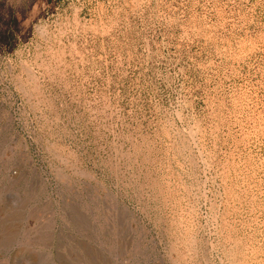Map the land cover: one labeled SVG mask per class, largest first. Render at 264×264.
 Returning a JSON list of instances; mask_svg holds the SVG:
<instances>
[{"label":"rangeland","instance_id":"1","mask_svg":"<svg viewBox=\"0 0 264 264\" xmlns=\"http://www.w3.org/2000/svg\"><path fill=\"white\" fill-rule=\"evenodd\" d=\"M1 220L0 264H264V0H0Z\"/></svg>","mask_w":264,"mask_h":264},{"label":"bare ground","instance_id":"2","mask_svg":"<svg viewBox=\"0 0 264 264\" xmlns=\"http://www.w3.org/2000/svg\"><path fill=\"white\" fill-rule=\"evenodd\" d=\"M3 141V140H2ZM33 190H32V188L31 187H27V188H25L24 189V196H25V198H29V195L31 194V193H34V192H32ZM33 196H34V194H33ZM32 198V197H31ZM26 201V200H25ZM6 203V202H5ZM20 203V202H19ZM12 207V206H11ZM14 210V209H13ZM19 210V209H18ZM22 210V209H21ZM10 211V210H9ZM67 213V212H66ZM83 213V212H82ZM19 212L15 209L14 211H10L9 212V215H8V217H11V218H17V217H19ZM82 215V214H81ZM77 217H78V214L76 215ZM71 218V217H70ZM78 218H80V217H78ZM87 218V217H86ZM85 218V219H86ZM77 219V218H76ZM10 221V220H9ZM81 221V220H80ZM1 223H2V220L0 221ZM86 222V221H85ZM7 223V222H6ZM12 223V222H11ZM83 223H84V220H83ZM10 224V223H9ZM45 224V223H44ZM87 224V223H86ZM8 225V224H7ZM11 225V224H10ZM77 225V224H76ZM82 225V224H81ZM85 225V224H84ZM40 226V225H39ZM83 226V225H82ZM44 228V227H43ZM47 229V228H46ZM0 230H1V235H0V239L1 238H3L5 241H8L9 242V240L12 238V237H14V235L16 234V232H18L17 231V228H16V226L13 224V225H11V226H4V227H0ZM80 230V229H79ZM42 233V232H41ZM40 233V235H39V239L41 240L43 237H44V234H41ZM18 234V233H17ZM29 235V234H28ZM46 235V234H45ZM23 236H24V234H23ZM52 236V235H51ZM47 236H45V238H46ZM31 239V238H30ZM38 239V238H37ZM50 239V238H49ZM3 240V241H4ZM18 240V239H17ZM20 241V240H19ZM43 241V240H42ZM51 241V240H50ZM24 243V242H23ZM42 243V242H41ZM2 247V246H1ZM121 248V247H120Z\"/></svg>","mask_w":264,"mask_h":264}]
</instances>
